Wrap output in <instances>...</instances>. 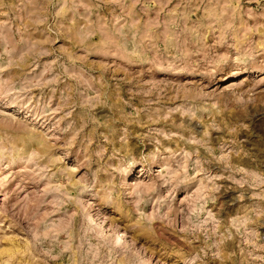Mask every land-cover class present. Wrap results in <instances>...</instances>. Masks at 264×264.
Here are the masks:
<instances>
[{"label": "rangeland", "instance_id": "rangeland-1", "mask_svg": "<svg viewBox=\"0 0 264 264\" xmlns=\"http://www.w3.org/2000/svg\"><path fill=\"white\" fill-rule=\"evenodd\" d=\"M0 264H264V0H0Z\"/></svg>", "mask_w": 264, "mask_h": 264}]
</instances>
